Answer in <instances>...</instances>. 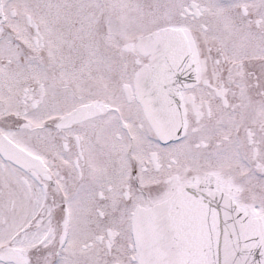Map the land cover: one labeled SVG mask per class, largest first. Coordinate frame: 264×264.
<instances>
[{
	"label": "snow or ice",
	"instance_id": "obj_1",
	"mask_svg": "<svg viewBox=\"0 0 264 264\" xmlns=\"http://www.w3.org/2000/svg\"><path fill=\"white\" fill-rule=\"evenodd\" d=\"M0 264H264V0H0Z\"/></svg>",
	"mask_w": 264,
	"mask_h": 264
}]
</instances>
